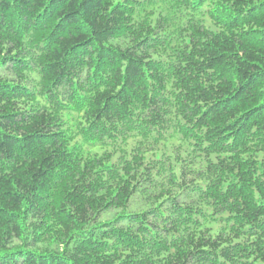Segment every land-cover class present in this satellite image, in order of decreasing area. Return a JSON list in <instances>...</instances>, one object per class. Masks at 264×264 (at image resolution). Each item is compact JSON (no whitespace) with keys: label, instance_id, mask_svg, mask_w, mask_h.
<instances>
[{"label":"trees","instance_id":"1","mask_svg":"<svg viewBox=\"0 0 264 264\" xmlns=\"http://www.w3.org/2000/svg\"><path fill=\"white\" fill-rule=\"evenodd\" d=\"M0 264H264V0H0Z\"/></svg>","mask_w":264,"mask_h":264}]
</instances>
